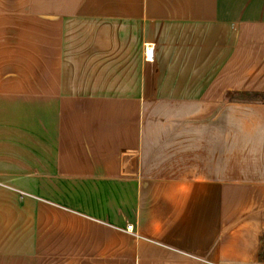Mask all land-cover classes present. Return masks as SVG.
Here are the masks:
<instances>
[{"label":"crops","instance_id":"0c3cea01","mask_svg":"<svg viewBox=\"0 0 264 264\" xmlns=\"http://www.w3.org/2000/svg\"><path fill=\"white\" fill-rule=\"evenodd\" d=\"M240 96L264 97V0H0V264H264Z\"/></svg>","mask_w":264,"mask_h":264},{"label":"rangeland","instance_id":"374dc122","mask_svg":"<svg viewBox=\"0 0 264 264\" xmlns=\"http://www.w3.org/2000/svg\"><path fill=\"white\" fill-rule=\"evenodd\" d=\"M150 45V43H148V42H145V43H143V50H144V52H145V50L147 49V46H149ZM120 62V60H118V63ZM118 66H120V65H118ZM130 66H131V64H130ZM120 72L118 73V71L115 73V74H113V78L114 79H116L117 81H121V82H123V78L125 77L124 75H123V67H122V65H121V67L118 69ZM127 78H129L128 76H127ZM130 83V84H129ZM128 84H129V90H128V95L131 97H133L134 99H139V101H140V99L141 98H145V99H149V98H151V96H148V93L145 91V77H144V70L142 71V78L139 80V81H137L136 83L135 82H132V81H130ZM155 87H156V83H155V77H154V83H153V86L150 88V93H154V90H155ZM112 93H122V91L121 92H117V91H113ZM145 93V94H144ZM230 99H234L233 97H230ZM239 101H242V102H244V101H247V100H252V97H248V96H240V97H238L237 98ZM145 102H148V101H145ZM122 108V107H121ZM106 109H108V108H96V110L98 111V110H100V113L101 114H104V113H106ZM153 108H152V106H145V108H143V111H144V114H145V116H147L146 114H151L152 113V110ZM105 110V111H104ZM130 113V112H129ZM132 113L133 114H137L138 112H137V108H134L133 109V111H132ZM140 115H141V108H140ZM138 113V114H139ZM85 114H86V112H85ZM109 114V113H108ZM110 115V114H109ZM112 115H113V117H116V116H119V114L118 115H114L113 113H112Z\"/></svg>","mask_w":264,"mask_h":264},{"label":"trees","instance_id":"16d2710c","mask_svg":"<svg viewBox=\"0 0 264 264\" xmlns=\"http://www.w3.org/2000/svg\"><path fill=\"white\" fill-rule=\"evenodd\" d=\"M253 101H260L261 103H264V97H258V96H254L252 97ZM260 251H259V260L260 262L264 263V234L261 236L260 239Z\"/></svg>","mask_w":264,"mask_h":264},{"label":"built area","instance_id":"2783aa9c","mask_svg":"<svg viewBox=\"0 0 264 264\" xmlns=\"http://www.w3.org/2000/svg\"><path fill=\"white\" fill-rule=\"evenodd\" d=\"M135 166H138V164L136 163ZM127 231L132 234H135L133 226H128Z\"/></svg>","mask_w":264,"mask_h":264}]
</instances>
